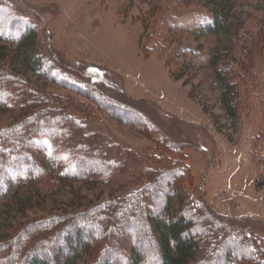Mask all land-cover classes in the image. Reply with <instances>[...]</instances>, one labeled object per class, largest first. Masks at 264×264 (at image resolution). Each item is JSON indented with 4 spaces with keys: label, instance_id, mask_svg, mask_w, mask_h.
I'll return each instance as SVG.
<instances>
[{
    "label": "trees",
    "instance_id": "trees-1",
    "mask_svg": "<svg viewBox=\"0 0 264 264\" xmlns=\"http://www.w3.org/2000/svg\"><path fill=\"white\" fill-rule=\"evenodd\" d=\"M133 1L128 0L126 8ZM203 1L202 14L192 18L193 25L185 27L169 20L164 26L168 33L160 35L161 39L176 42L166 60L168 74L176 81L187 80L193 67L204 63L220 90L222 110L236 126L243 104V67H238L242 61L213 58L205 44L186 46L171 33L185 31L206 43L230 35L253 45L264 34L250 36L235 29L232 12L238 0ZM154 28L153 22L145 19L141 41H149L146 32ZM0 43L5 44L0 47L3 60L17 56L34 72L44 68L42 75L54 73L52 80L69 92L62 95L31 83L10 68L15 57L7 62L10 66H0V112L15 115L11 124L0 129V209L25 214V198L41 196L44 191L55 195L66 189L77 197L66 209L50 211L44 219L1 224L0 264H89L98 241L103 242L104 251L94 264H264V236L255 233L254 225L214 212L206 201L205 179L203 194H198L202 189L198 191L188 166L187 146L172 140L149 120L141 106L133 107L109 95L105 88L113 86L103 69L71 65L53 53V61H45L37 55L36 27L9 0H0ZM156 48L162 51L164 47ZM187 83L184 81V86ZM98 111L141 133L151 146L136 150L123 145L97 125ZM47 144L52 145L54 154L46 152ZM256 165L258 189L263 190L264 149L256 157ZM123 177L129 182L123 183L124 190L112 202L78 204L83 188L118 185ZM74 184L82 189L74 191ZM7 197L9 201L2 206ZM111 204L117 206L111 217L98 215L112 210ZM128 206L131 210L122 214ZM94 222L101 229L98 239L86 233ZM117 225H121V236L113 231ZM149 242L156 250L148 255L143 249ZM46 246L48 254H55L49 261L40 255L47 254Z\"/></svg>",
    "mask_w": 264,
    "mask_h": 264
},
{
    "label": "rangeland",
    "instance_id": "rangeland-1",
    "mask_svg": "<svg viewBox=\"0 0 264 264\" xmlns=\"http://www.w3.org/2000/svg\"><path fill=\"white\" fill-rule=\"evenodd\" d=\"M9 1L36 27L40 43L37 55H42L45 61H53V53L71 65H95L103 69L113 86L105 88L109 95L133 107L141 106V112L149 120L155 121L172 140L187 146L185 153L195 186L200 191L205 179L206 201L214 212L223 218L254 225L257 228L255 233L264 236V189H258L256 165V157L264 149V36L258 38L257 45H253L230 35H221L206 43L195 40L185 31L171 33L173 39L174 35L177 36L178 41L186 46L205 44L213 58L227 57L233 62L242 61L238 67H243V104L237 125L233 126L219 104L220 90L209 67L198 62L187 80L176 81L169 76L166 66L167 57L174 50L176 42L170 44L161 39L160 35L168 33L164 26L169 20L185 27L193 25L192 18L202 14L203 0H134L130 8H126L128 0ZM147 18L155 28L147 30L149 41L146 40V43L141 38L143 21ZM232 24L245 35L264 34V0L235 2ZM3 45L0 43V47ZM156 46L165 49L157 50ZM2 57L0 55V66L4 67L10 66L7 62L15 57L10 68L13 67L31 83L58 94L69 93L52 80L54 73H51L52 76L42 75L44 68L34 72L24 65L20 57L12 56L6 60ZM184 81H188L187 86H184ZM84 82L86 80L81 85ZM191 92L193 97H190ZM97 117V125L123 145L136 150L151 146V142L141 133L105 112L98 111ZM14 118L13 112H0V129L11 124ZM175 119L180 121L178 125ZM45 150L55 153L51 144L45 145ZM122 179L118 185L102 184L82 189L79 184H74L72 188L74 191L83 190L82 202L78 204L84 205L88 201L108 203L129 182L127 177ZM68 191L65 189L63 193L55 195L44 191L41 196L25 198L26 202L22 204L27 207L25 214L1 207L0 225L29 218L44 219L50 211L59 213L73 203V198L77 200ZM198 194H203V189ZM8 199L1 201L2 206L6 205ZM111 206L112 210L110 208L107 213L98 215L111 217L117 207L115 204ZM131 208L128 206L122 214H127ZM121 215L118 218L120 223L123 220ZM221 225L222 222L218 223L219 232ZM100 230L99 224L94 222L86 233L98 239ZM113 231L119 236L123 235L121 225L114 226ZM214 242L220 243L218 240ZM146 244L143 249L146 254L156 250L153 242ZM103 248V242L94 243V258L90 259L89 264H94ZM44 251L47 254L40 255L46 261L55 255L53 251L48 254L47 246Z\"/></svg>",
    "mask_w": 264,
    "mask_h": 264
}]
</instances>
